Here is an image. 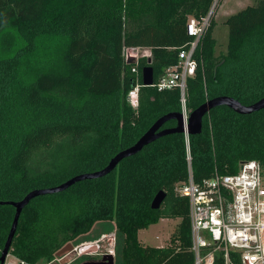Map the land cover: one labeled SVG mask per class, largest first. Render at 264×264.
<instances>
[{
	"label": "trees",
	"instance_id": "trees-1",
	"mask_svg": "<svg viewBox=\"0 0 264 264\" xmlns=\"http://www.w3.org/2000/svg\"><path fill=\"white\" fill-rule=\"evenodd\" d=\"M214 1L0 0V200H20L32 189L99 170L159 117L182 112L180 88L160 90L157 82L192 40L189 17L202 18ZM225 23L227 51H216L214 15L196 52V72L185 93L189 114L216 96L244 104L264 96V0ZM149 30L158 37L151 55L128 64L126 49L147 45L143 35ZM146 65L155 73L149 86L142 79ZM136 85L134 108L128 93ZM176 124L172 119L164 127ZM188 143L196 181L216 171L235 173L243 160L264 165V109L239 114L217 106L205 116L200 134L163 136L106 176L32 199L21 213L10 253L46 264L97 222L111 220L124 237L122 264H193L190 202L177 191L189 178ZM161 190L166 198L154 209ZM15 213L13 205L0 204V257ZM162 218L180 219L170 244H143L139 231ZM222 261L219 255L217 264Z\"/></svg>",
	"mask_w": 264,
	"mask_h": 264
},
{
	"label": "built area",
	"instance_id": "built-area-1",
	"mask_svg": "<svg viewBox=\"0 0 264 264\" xmlns=\"http://www.w3.org/2000/svg\"><path fill=\"white\" fill-rule=\"evenodd\" d=\"M217 4L218 0H215L202 18L189 17L186 29L192 40L179 51L178 63L169 66L157 82L160 90L179 87L183 102L187 79L196 72V52L212 23ZM128 52L140 58L137 52L127 48L126 62ZM139 92L140 86L136 85L128 93V100L134 108L139 106ZM182 112L187 119L188 112L185 113L184 109ZM187 161L189 178L177 186V191L190 202L193 264H217L219 255L223 259L222 264H264V165L258 160H243L235 173L216 171L213 176L196 181L189 143ZM105 240L110 243L106 249L102 246ZM116 243L115 233L94 242L73 243L72 250L46 264H71L79 257L100 253L115 256ZM5 264L31 263L9 252Z\"/></svg>",
	"mask_w": 264,
	"mask_h": 264
},
{
	"label": "water",
	"instance_id": "water-1",
	"mask_svg": "<svg viewBox=\"0 0 264 264\" xmlns=\"http://www.w3.org/2000/svg\"><path fill=\"white\" fill-rule=\"evenodd\" d=\"M137 56L134 54L127 53V63L134 64L137 63ZM151 62V58H149ZM142 79L143 83L146 86L153 85L155 81V73L152 65H146L142 68ZM228 106L239 114H250L255 111H260L264 109V96L259 100L251 103L244 104L239 99L230 96V95H221L216 96L211 99H208L193 111L190 112L188 118H185L183 112H168L161 117H159L149 129L130 147L120 150L116 153L108 162V164L95 171L83 172L72 176L71 178L65 180L64 182L44 188H35L29 191L22 199L20 200H0V204H10L16 208V213L10 229L5 247L2 251L0 257V264H5L6 258L10 252V247L12 245L14 236L17 231L19 219L21 213L26 205L30 201L40 195L58 193L68 189L70 186L75 183L85 180V179H94L106 176L112 172L118 164L126 157L135 155L141 151L146 145L154 142L158 138L163 136L173 134V133H188L190 135L200 134L203 131L204 118L209 112L217 106ZM177 120V124L174 127H164L165 123L169 120ZM166 198V192L164 190L159 191L152 201V208L157 209L161 206L162 202ZM73 244L68 243L61 250L57 252V256L61 257L67 252L72 250ZM104 260L108 261V264H115L114 255L107 254L104 257Z\"/></svg>",
	"mask_w": 264,
	"mask_h": 264
},
{
	"label": "rangeland",
	"instance_id": "rangeland-1",
	"mask_svg": "<svg viewBox=\"0 0 264 264\" xmlns=\"http://www.w3.org/2000/svg\"><path fill=\"white\" fill-rule=\"evenodd\" d=\"M256 2L257 0H221L220 1L219 7L221 3L222 6L218 12V15L216 16L218 9H215L214 12L215 18L217 17L216 26L214 29V37L217 40L216 51L218 54L226 52L228 47L229 27L225 23L226 18L229 15L236 13L239 10L247 7L248 5L255 4ZM151 30L148 31L147 35H143V37L146 38L148 42L146 43L147 45L133 44L128 46V48L133 49V52L138 53V57L151 55L152 45L157 42V38H158V37L153 38L151 36ZM180 32H182L181 28L176 29L174 32V35L177 38V40H180L179 39V37H181ZM162 41L164 43L169 42V40L166 41L162 40ZM184 111L185 113H187L186 107H184ZM187 114L189 115V113ZM179 221H180L179 218H162L161 220H159L158 223L152 224L150 227L146 229H141L138 233L139 240L145 245L166 246L170 244V237L172 233L175 231ZM113 233L117 235V243L115 246L116 255L114 256V262L115 264H122V245H123L124 237L123 234L117 230L114 221L105 220V221L97 222L89 233L79 236L77 239H75L73 243L74 245H78V244L94 242L101 239L104 235H110ZM102 246L104 249L109 248L110 247L109 241L105 240L102 243ZM80 262L81 260L74 261L71 264H77Z\"/></svg>",
	"mask_w": 264,
	"mask_h": 264
},
{
	"label": "flooded vegetation",
	"instance_id": "flooded-vegetation-1",
	"mask_svg": "<svg viewBox=\"0 0 264 264\" xmlns=\"http://www.w3.org/2000/svg\"><path fill=\"white\" fill-rule=\"evenodd\" d=\"M71 243L73 244V242ZM104 257L105 255H102L100 253L98 255H88L87 257L82 256V257L77 258L75 261L81 260V262L77 264H108V261L104 260ZM68 259H71L70 256H68ZM72 262L74 261L72 260Z\"/></svg>",
	"mask_w": 264,
	"mask_h": 264
},
{
	"label": "crops",
	"instance_id": "crops-1",
	"mask_svg": "<svg viewBox=\"0 0 264 264\" xmlns=\"http://www.w3.org/2000/svg\"><path fill=\"white\" fill-rule=\"evenodd\" d=\"M221 6H222V3H221V5H220V7L218 8V11H217V14H216V16L218 15V12H219V10H220ZM226 19H227V18H226ZM215 20L217 21V17L215 18Z\"/></svg>",
	"mask_w": 264,
	"mask_h": 264
}]
</instances>
